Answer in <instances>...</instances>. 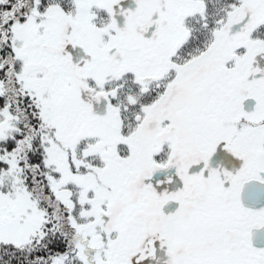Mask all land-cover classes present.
Returning <instances> with one entry per match:
<instances>
[{
  "label": "snow or ice",
  "instance_id": "obj_1",
  "mask_svg": "<svg viewBox=\"0 0 264 264\" xmlns=\"http://www.w3.org/2000/svg\"><path fill=\"white\" fill-rule=\"evenodd\" d=\"M0 264H264V0H0Z\"/></svg>",
  "mask_w": 264,
  "mask_h": 264
}]
</instances>
